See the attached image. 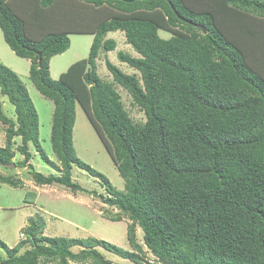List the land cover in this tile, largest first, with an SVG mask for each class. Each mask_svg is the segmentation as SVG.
Segmentation results:
<instances>
[{"label":"trees","instance_id":"16d2710c","mask_svg":"<svg viewBox=\"0 0 264 264\" xmlns=\"http://www.w3.org/2000/svg\"><path fill=\"white\" fill-rule=\"evenodd\" d=\"M29 7L35 16L25 24L21 17ZM64 8L54 17L57 24L65 16L77 27L47 35L29 27ZM0 29L16 56L31 61L36 89L54 103L51 143L61 175L46 176L29 163L31 143L51 162L39 140V115L19 75L1 62L0 92L14 105L16 119L5 115L0 100V121L7 126L0 166H28L36 184H59L75 194L88 191L73 181L74 165L99 178L110 194L101 199L119 211L112 220L125 215L132 221L128 240L135 250L97 238L47 237L32 220L26 239L12 249L0 239L8 254H0V264H120L99 248L140 264L137 227L157 259L149 264H264V0H0ZM159 30L173 36L164 39ZM117 31L139 54L118 52V58L140 77L109 59L105 64L144 113L143 123L130 116L114 84L97 74L101 51L117 47L106 37ZM70 34L93 35L89 56L56 81L50 62L69 50ZM77 105L109 150L124 192L77 156ZM17 137L20 162L12 150ZM0 183L23 185L3 174ZM75 246L81 251L74 253Z\"/></svg>","mask_w":264,"mask_h":264},{"label":"rangeland","instance_id":"374dc122","mask_svg":"<svg viewBox=\"0 0 264 264\" xmlns=\"http://www.w3.org/2000/svg\"><path fill=\"white\" fill-rule=\"evenodd\" d=\"M33 5L36 4L34 3ZM35 11L36 9L33 10L32 7H29V13H25L26 15L21 17L25 24L27 23L26 21L32 23ZM65 11L67 12L66 8L60 9L58 12H47L49 15L47 19L41 18L38 14V18L40 17V19L37 22L39 24L29 27H37V30L40 27L44 35L53 33L58 28L60 31H63V29L77 27L78 23L71 24V18H66L65 16H63L66 19L64 23L57 24L60 19H58L59 17H54L60 14L63 15ZM55 12L56 15H54ZM67 24H69L68 27H66ZM159 35L164 39H169L173 36L171 32L164 30H159ZM106 38L115 40L117 47L115 51L107 54L101 51L96 61L97 74L103 82L114 84L130 116L135 122L143 123L146 120L144 113L133 104L132 98L127 90L113 81V76L105 64L106 59H109L124 73L140 77L139 71L130 67L127 63H123L118 58V52H125L133 57H139V54L133 49L132 45L127 43L126 36L123 32H111ZM69 39L71 42L69 50L63 54L54 56L50 62L51 77L56 81L59 80L60 76L72 64L86 59L89 56L93 35L71 34L69 35ZM0 62L19 75L27 87L39 115V140L51 162H46L42 159L40 153L31 143L30 152L33 156L29 163L33 165L35 171L46 176L61 175V172L56 169V165L60 166V164L56 155L53 153L51 143L54 103L36 89L29 76L31 61L16 56L4 40L1 29ZM0 100L5 115L15 120L16 113L14 105L1 92ZM6 128L7 126L0 121V147H4L6 144ZM73 141L77 156L82 161L106 176L116 191H125V180L119 174L109 150L91 123L89 116L80 105H77L76 110ZM14 142L12 149L15 152L14 160L15 162H20L24 159V156L17 150V147L22 144L21 138H15ZM13 165H9V168L0 166V174L6 176L12 175L21 179L23 182V185L18 188L0 183V239L9 248L12 249L22 239H26L25 230L30 227V222L34 220L41 223L43 226V235L47 237H64L68 239L97 238L118 248L135 251L128 240V226L132 224V221L127 216L121 214H119L122 216L121 221H114L115 218L112 220V217L117 216L119 211L116 208L108 206L101 199L100 196L108 197L110 194H108L99 178L92 176L79 166L74 165L72 169L73 181L88 191L75 194L70 189L59 184L38 185L32 178L28 166L16 167V165ZM93 192H96L97 195H94ZM34 194L35 198L32 196ZM136 234L137 241L143 248V253L141 254L143 259L140 261V264L156 263V257L144 245V233L140 227L136 228ZM28 248H30L29 244L21 250V253ZM72 251L78 253L81 251V247L75 246L72 248ZM99 251L106 259L114 263L139 264L104 248H99ZM0 254L2 258L8 257L7 252L2 249H0Z\"/></svg>","mask_w":264,"mask_h":264},{"label":"water","instance_id":"95a60500","mask_svg":"<svg viewBox=\"0 0 264 264\" xmlns=\"http://www.w3.org/2000/svg\"><path fill=\"white\" fill-rule=\"evenodd\" d=\"M198 27L199 28H201L203 31H204V34H206L207 32H206V29H205V27L204 26H202V25H198ZM14 166V165H13Z\"/></svg>","mask_w":264,"mask_h":264},{"label":"crops","instance_id":"0c3cea01","mask_svg":"<svg viewBox=\"0 0 264 264\" xmlns=\"http://www.w3.org/2000/svg\"><path fill=\"white\" fill-rule=\"evenodd\" d=\"M71 35V34H70ZM108 39H111V38H108Z\"/></svg>","mask_w":264,"mask_h":264}]
</instances>
